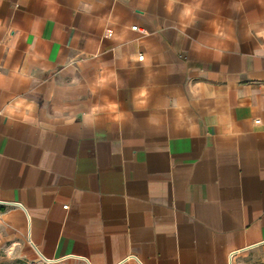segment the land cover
<instances>
[{
	"label": "crops",
	"instance_id": "crops-1",
	"mask_svg": "<svg viewBox=\"0 0 264 264\" xmlns=\"http://www.w3.org/2000/svg\"><path fill=\"white\" fill-rule=\"evenodd\" d=\"M94 2L91 16L75 0H56L54 12L44 0L0 6V19L24 29L11 64L46 69L38 116L63 104L74 120L45 131L0 118V247L24 240L50 264H264V60L250 58L258 42L245 36L249 23L264 24V8L246 0L236 13L232 0H204L186 39L179 7L168 15L164 0ZM109 13L118 23L99 26ZM213 19L234 29L231 54L219 60L192 51V39H214ZM109 29L127 34L124 56H151V67L121 69ZM102 61L126 87L90 92ZM73 77L81 87L64 92ZM146 81L151 102L137 112L133 92ZM23 92L0 93V105ZM108 101L129 113L125 121L105 112L94 127L81 122ZM230 126L239 134L226 135Z\"/></svg>",
	"mask_w": 264,
	"mask_h": 264
},
{
	"label": "clouds",
	"instance_id": "clouds-1",
	"mask_svg": "<svg viewBox=\"0 0 264 264\" xmlns=\"http://www.w3.org/2000/svg\"><path fill=\"white\" fill-rule=\"evenodd\" d=\"M144 5L151 4V0H143ZM4 0H0L2 6ZM56 3V0H44V5L48 11H55L56 9L48 8L49 5ZM106 0H101L100 6L103 7ZM257 3L264 8V0H257ZM76 11L85 16H91L93 12L97 11V5L94 0H75ZM246 0H232L228 5L229 9L233 12H243ZM19 7V4L15 6ZM177 21L179 23L178 31L186 39H191L187 36V30L193 28L198 22L201 21V14L206 12L204 8V0H164V9L168 15L176 12ZM36 20L33 21L35 24ZM99 26L115 25L118 20L113 18L109 13L107 16L99 17ZM230 19V18H229ZM211 29V37L214 39L208 43L199 39H192V51L197 54L210 53L214 59H222L225 55L231 54L228 47V42L233 41L234 29L230 25L222 24L219 20L213 19L208 22ZM14 33V34H13ZM24 35V29L18 24L14 23L11 19H0V93H9L13 87L17 89H24L22 94L11 96L6 103L0 105V118L7 120L9 123H20L24 125L34 126L42 130H54L53 124L64 122L65 124L73 123L68 109L63 104L54 105L50 113H45V118L42 120L38 116L41 107L38 105L37 97L39 95L38 85L41 83V76L46 69L33 68L28 63L11 64L12 58L15 55L21 38ZM126 33H116L109 29L106 33V38L112 39L117 42V47L114 49V58L120 59L121 69L128 70L129 62H142L144 69H149L152 65V58L148 55L124 56L122 53V42L126 39ZM245 36L247 39H254L258 43L251 53V59L264 60V24L249 23L245 29ZM30 53L25 50V56L28 57ZM33 59H35L33 57ZM132 70L135 71L133 68ZM115 85L119 90L126 87V82L123 81L118 72L111 70L108 67V62H101V69L95 76V79L89 85L90 92L95 95L97 91L107 89ZM81 87L80 80L73 77L69 82L62 85L63 91L68 92L73 89ZM199 84H192L188 87V92L196 99V89H199ZM152 93L149 90L147 81L136 88L132 96V105L135 111H148L151 102ZM167 107V106H166ZM170 108L177 112L178 118H182L184 106L177 99L170 101ZM105 112H110L112 119L116 123L125 121L129 113L121 110V104L117 101H108L106 104H94L87 112H84L82 123L86 126L94 127L98 122L99 116ZM150 124L157 123V118L150 114L147 117ZM226 135H238L239 133L230 126L226 129ZM11 259V256L8 257Z\"/></svg>",
	"mask_w": 264,
	"mask_h": 264
},
{
	"label": "rangeland",
	"instance_id": "rangeland-1",
	"mask_svg": "<svg viewBox=\"0 0 264 264\" xmlns=\"http://www.w3.org/2000/svg\"><path fill=\"white\" fill-rule=\"evenodd\" d=\"M9 255L11 259L8 258ZM17 260L27 264H50L37 256L24 240L20 241V244L7 243L0 247V264H15Z\"/></svg>",
	"mask_w": 264,
	"mask_h": 264
},
{
	"label": "built area",
	"instance_id": "built-area-1",
	"mask_svg": "<svg viewBox=\"0 0 264 264\" xmlns=\"http://www.w3.org/2000/svg\"><path fill=\"white\" fill-rule=\"evenodd\" d=\"M132 28H133V29H137V27H136V26H133ZM138 30H139V32H142V33H144V30H141V29H138ZM139 56H141V55H139ZM139 56H138V57H139ZM255 122H256V123H258V122H259V120H258V119H256V120H255ZM63 207H64V208H67V205H64ZM231 256H232V253L229 255V258H230ZM127 258H133V259H136V260H138V259H137V257H136L135 255H129V257H127Z\"/></svg>",
	"mask_w": 264,
	"mask_h": 264
},
{
	"label": "trees",
	"instance_id": "trees-1",
	"mask_svg": "<svg viewBox=\"0 0 264 264\" xmlns=\"http://www.w3.org/2000/svg\"><path fill=\"white\" fill-rule=\"evenodd\" d=\"M15 264H27L25 261H22V260H17L16 262H15Z\"/></svg>",
	"mask_w": 264,
	"mask_h": 264
}]
</instances>
